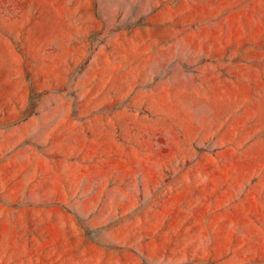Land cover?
<instances>
[{
  "label": "rangeland",
  "instance_id": "rangeland-1",
  "mask_svg": "<svg viewBox=\"0 0 264 264\" xmlns=\"http://www.w3.org/2000/svg\"><path fill=\"white\" fill-rule=\"evenodd\" d=\"M0 264H264V0H0Z\"/></svg>",
  "mask_w": 264,
  "mask_h": 264
}]
</instances>
